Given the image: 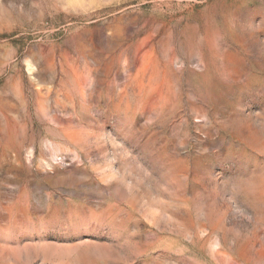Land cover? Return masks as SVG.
<instances>
[{"label":"rangeland","instance_id":"1","mask_svg":"<svg viewBox=\"0 0 264 264\" xmlns=\"http://www.w3.org/2000/svg\"><path fill=\"white\" fill-rule=\"evenodd\" d=\"M0 264H264V0H0Z\"/></svg>","mask_w":264,"mask_h":264}]
</instances>
